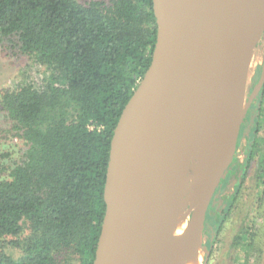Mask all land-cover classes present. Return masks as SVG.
<instances>
[{"label": "trees", "instance_id": "trees-1", "mask_svg": "<svg viewBox=\"0 0 264 264\" xmlns=\"http://www.w3.org/2000/svg\"><path fill=\"white\" fill-rule=\"evenodd\" d=\"M0 39L48 73L39 87L0 90V110L22 144L19 157L0 161L7 171L0 181V264H92L111 138L156 41L152 0H0ZM257 140L254 131L245 168L229 165L222 190L240 168L247 171ZM252 177L261 204L264 153ZM237 181L224 207L207 217L222 213L218 232L245 175ZM240 233L234 245L242 235L251 242L252 233Z\"/></svg>", "mask_w": 264, "mask_h": 264}, {"label": "water", "instance_id": "water-1", "mask_svg": "<svg viewBox=\"0 0 264 264\" xmlns=\"http://www.w3.org/2000/svg\"><path fill=\"white\" fill-rule=\"evenodd\" d=\"M249 8L256 9L252 17ZM152 10L156 41L150 65L111 138L105 213L92 264H163L165 246L176 250L199 239L209 203L236 150L241 122L264 84L263 65L234 117L232 152L212 174L218 148L212 134L223 133L232 96L245 84L264 32V0H152ZM191 179L205 188L198 192L186 237L171 243Z\"/></svg>", "mask_w": 264, "mask_h": 264}, {"label": "rangeland", "instance_id": "rangeland-1", "mask_svg": "<svg viewBox=\"0 0 264 264\" xmlns=\"http://www.w3.org/2000/svg\"><path fill=\"white\" fill-rule=\"evenodd\" d=\"M250 66L247 71L246 85H245V100L249 98V93L254 84L259 81L262 73V67L264 65V32L259 38L256 47L253 51L250 59ZM48 75L45 69L35 62L31 61L28 57L17 53L8 39H0V90L15 89L20 84L30 83L34 87H39L43 79ZM255 108H252L248 114L243 118L242 124L244 127V134L239 140V134L241 125L238 131L236 139V150L230 162L242 163L247 159L246 138L250 133L252 127V120L257 106L260 105L258 100H255ZM243 106V107H244ZM261 114L257 122V145L253 148L252 156L253 160L246 172H242L239 176L245 175V182L241 188V193L237 199L233 209L229 215L226 216L221 224L219 232L215 227L206 225L204 223L203 228V245H204V261L207 259V264H264V201L259 204L257 202L259 196V189L256 186V181L253 179V169L257 158L264 153V118L262 116V110H264V101L260 106ZM0 130H7L3 134V138H0V161L4 162V165H8V153H11L13 157H19L22 149V144L15 137L14 133L10 132V123L4 112L0 110ZM1 163V162H0ZM197 161L194 162L193 167L197 166ZM192 167V168H193ZM231 171V169L229 170ZM192 175V171L190 172ZM6 169H1L0 165V181L6 179ZM195 181L192 179L187 185L189 190L186 193L189 195L193 192ZM237 182H232L225 196L222 198L220 195H216L214 199L215 207H222V199L230 197L237 186ZM185 193V194H186ZM194 192L191 194L193 195ZM198 194L194 195L196 198ZM194 201L190 203H184L182 208V214L187 215V209ZM195 206V204H194ZM193 206V207H194ZM217 211V210H215ZM191 214V212H190ZM213 214L208 209V215ZM222 213L219 212V216L216 215L218 221L222 218ZM247 231L252 233V240L248 242L245 236H241L240 242L234 245V238L237 234H241V231ZM248 236V235H246ZM239 241V240H238ZM211 245L213 254L208 255V246ZM6 252L13 257H17V251L6 249Z\"/></svg>", "mask_w": 264, "mask_h": 264}, {"label": "bare ground", "instance_id": "bare-ground-1", "mask_svg": "<svg viewBox=\"0 0 264 264\" xmlns=\"http://www.w3.org/2000/svg\"><path fill=\"white\" fill-rule=\"evenodd\" d=\"M256 9L255 8H249L247 11L248 17H252L255 15ZM250 64L248 65L247 71L249 69ZM247 76V74H246ZM245 84L243 83L242 86L237 90V92L234 93L232 96V99L230 101L229 107H230V113L229 115L224 119L222 124V134L213 133L212 137L216 139V144L218 145L217 148V154L213 159V167L211 168V173L214 174L217 171L220 170V168L223 166V164L226 162L227 158L232 152V147L229 144V135L232 132L233 124H234V117L238 116V114L241 112L245 100ZM205 188L204 183L196 182L193 187L194 194H187L186 190H189L188 187H186L184 197L182 199V203L177 211L175 221L173 223L172 228V235H171V243L182 241L183 238L186 237L187 228L189 226V220L192 214L193 209L196 206V202L198 199V195L196 198H193L194 195L198 194V192L202 191ZM194 201L193 204L190 205L189 210L186 214H182V208L184 203H190ZM195 204V206H194ZM194 206V207H193ZM191 212V214H190ZM203 231V230H202ZM203 232L200 235L199 239L195 241L191 246L179 248L176 250L169 249L165 246L164 248V255H163V264H203L204 259L202 261V257L204 254V245H203Z\"/></svg>", "mask_w": 264, "mask_h": 264}, {"label": "flooded vegetation", "instance_id": "flooded-vegetation-1", "mask_svg": "<svg viewBox=\"0 0 264 264\" xmlns=\"http://www.w3.org/2000/svg\"><path fill=\"white\" fill-rule=\"evenodd\" d=\"M258 83V81L254 84V86L252 87V89H251V91H250V93H249V96H250V94L252 93V91H253V89H254V87H255V85ZM264 85V84H263ZM262 90H263V86L261 87V89H260V91L258 92V94L254 97V99H253V101H252V103L250 104V106H249V108H248V110H247V112H246V115L248 114V112L252 109V108H255V103H256V101L255 100H258L259 101V103H260V100H261V97H262ZM260 106H261V103H260V105H258L257 106V109L255 110V112H254V115H253V120H252V127H251V129H250V133H249V135H248V137L246 138V142H247V144H246V149H247V159H248V152L250 151V146H251V144H250V136H251V133L252 132H256V130H257V122H258V120H259V118H260V114H261V112H260ZM245 115V116H246ZM242 124V123H241ZM243 130H244V127H243V125H241V130H240V134H239V140L242 138V135L244 134V132H243ZM246 159V160H247ZM246 160L244 161V162H242V163H238V162H235V163H232L234 166H236V165H242V166H244V168H245V163H246ZM243 169L242 168H240V170L237 172V174H236V177L234 178H231L230 180H229V182L227 183V186H226V188H224L223 190L221 189V187L224 185V183L226 182V178H227V174H226V176H225V178L224 179H222L221 181H220V183H219V185L217 186V188H216V190H215V193H214V195H213V197H212V199H211V201H210V203H209V206H208V209H210V211H212V213H214L215 212V210H219L220 211V209L222 208V207H224V205H223V203H222V207L221 208H219V207H215L214 206V199H215V197H216V195H220L222 198L225 196V193L226 192H228L227 191V189H228V187H229V185L232 183V182H237L238 183V181L237 180H239V178L241 177V176H239V174L240 173H242L243 171H242ZM229 197H227L226 199H228ZM222 202H224V199H222ZM208 209H207V212H208ZM207 212H206V217H205V221H204V223L206 224V225H208V227H210V226H213V227H215L217 224H215L214 222L216 221V223H217V217H216V219L214 220V221H210V220H208V218H207ZM210 215H213V214H210ZM208 247H211V245H209ZM210 256V255H209ZM204 257H205V255H203V257H202V261H203V259H204ZM202 264V263H201Z\"/></svg>", "mask_w": 264, "mask_h": 264}]
</instances>
